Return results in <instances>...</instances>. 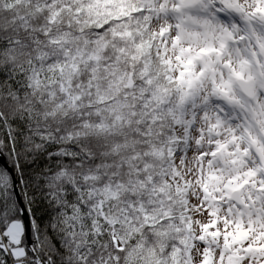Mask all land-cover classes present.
I'll return each mask as SVG.
<instances>
[{
  "label": "snow or ice",
  "instance_id": "1",
  "mask_svg": "<svg viewBox=\"0 0 264 264\" xmlns=\"http://www.w3.org/2000/svg\"><path fill=\"white\" fill-rule=\"evenodd\" d=\"M0 264H264V0H0Z\"/></svg>",
  "mask_w": 264,
  "mask_h": 264
}]
</instances>
